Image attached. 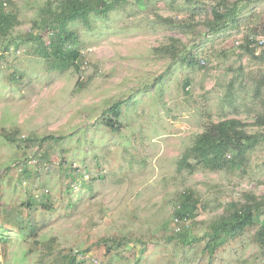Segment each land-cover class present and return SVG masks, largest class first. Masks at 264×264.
I'll use <instances>...</instances> for the list:
<instances>
[{
    "label": "rangeland",
    "instance_id": "374dc122",
    "mask_svg": "<svg viewBox=\"0 0 264 264\" xmlns=\"http://www.w3.org/2000/svg\"><path fill=\"white\" fill-rule=\"evenodd\" d=\"M61 1L0 0L18 21L0 36V264H264L260 223L212 256L203 240L183 242L228 204L264 197V142L236 170L178 168L210 124L264 133V0L239 4L217 32L204 22L219 0H118L106 17L69 24L79 71L52 67L27 40ZM41 35L47 44L50 30ZM119 100L116 119L107 110ZM187 192L200 203L181 220Z\"/></svg>",
    "mask_w": 264,
    "mask_h": 264
},
{
    "label": "trees",
    "instance_id": "16d2710c",
    "mask_svg": "<svg viewBox=\"0 0 264 264\" xmlns=\"http://www.w3.org/2000/svg\"><path fill=\"white\" fill-rule=\"evenodd\" d=\"M118 0H62L55 10L46 5L42 10L39 22V32L36 34L27 33V40L37 44L34 52L40 58L49 61L51 66L59 70L72 67L79 71L76 63L79 54L70 44L75 42V37L69 31V24L81 21L88 25L91 15L106 17L115 8ZM124 1V0H123ZM143 1V0H136ZM258 0H219L210 9V18L205 20L209 32H217L221 27L229 22L234 23L239 4H249ZM160 25L179 27V22L161 16L156 17ZM18 23L14 14L5 13L0 9V36L6 38L13 26ZM264 31V25H263ZM50 30L51 38L46 44L41 32ZM26 40V41H27ZM161 50V49H159ZM162 51V50H161ZM252 53V52H250ZM253 54V53H252ZM189 65H197L198 62L188 53ZM264 59V51L260 55ZM257 89L264 88V77L257 82ZM125 100L114 102L109 108L108 113L114 118H118L121 113ZM116 119L110 117L106 119V126L110 129L118 130ZM255 125L264 129V110L255 121ZM243 123L235 119H227L210 124L202 133L195 137L191 147L186 149L178 161L179 170H186L192 173L203 169L208 171L236 170L244 165L247 156L257 145L264 142V133L249 134L244 130ZM44 140H59L53 136H46ZM200 201L187 192L182 195L176 217L181 220L190 218ZM261 224L260 229L255 233L256 243L264 249V197L258 200L252 196L247 197L246 203H230L226 206L223 215L210 223L208 231L201 238H194L190 241H183L184 244H194L201 240L204 241L205 251L212 256L218 248L228 239H233L244 232L246 229ZM70 257L69 263L75 261Z\"/></svg>",
    "mask_w": 264,
    "mask_h": 264
},
{
    "label": "built area",
    "instance_id": "2783aa9c",
    "mask_svg": "<svg viewBox=\"0 0 264 264\" xmlns=\"http://www.w3.org/2000/svg\"><path fill=\"white\" fill-rule=\"evenodd\" d=\"M249 39L252 40L251 38H249ZM255 40H256V44L258 45V48L263 49L264 48V35L257 37Z\"/></svg>",
    "mask_w": 264,
    "mask_h": 264
}]
</instances>
